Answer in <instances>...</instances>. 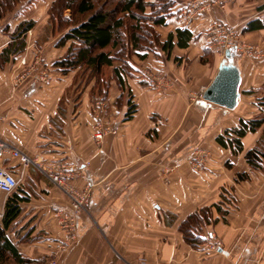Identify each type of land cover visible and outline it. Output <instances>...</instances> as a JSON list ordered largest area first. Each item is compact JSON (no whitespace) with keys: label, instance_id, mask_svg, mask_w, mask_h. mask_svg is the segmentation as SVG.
<instances>
[{"label":"crops","instance_id":"0c3cea01","mask_svg":"<svg viewBox=\"0 0 264 264\" xmlns=\"http://www.w3.org/2000/svg\"><path fill=\"white\" fill-rule=\"evenodd\" d=\"M198 1L173 0L172 15L156 28L163 44L173 36L171 50L133 56L123 86L114 79L119 63L104 70L107 98L98 94L94 79L82 78L85 73L53 67L69 44L57 46L62 34L43 37L47 7L0 21V56L21 22H36L21 56L0 64V139L47 168L64 167L75 188L90 189L76 219L78 239L70 244L59 225V211H71L69 198L36 166L23 171L19 213L5 236L29 264H264V170L251 169L246 160L263 138L264 124L241 139L242 150L228 143L241 120L261 114L264 29H256L255 21L264 18V0H216L210 13L185 25L181 13ZM213 22L233 28L243 47L234 59L241 73L234 110L203 99L223 61L208 38ZM40 58L48 83L33 72ZM145 74L165 83L151 87ZM130 100L135 110L127 117ZM105 122L117 133L105 132L99 141ZM221 136L227 146L218 143ZM240 174L249 177L239 181ZM224 191L232 204L222 217L214 205ZM0 194L5 214L8 196ZM206 207L218 221L202 234L214 235L217 252L206 241L194 248L180 228Z\"/></svg>","mask_w":264,"mask_h":264},{"label":"trees","instance_id":"16d2710c","mask_svg":"<svg viewBox=\"0 0 264 264\" xmlns=\"http://www.w3.org/2000/svg\"><path fill=\"white\" fill-rule=\"evenodd\" d=\"M29 0H0V19L17 11L19 6ZM26 4V3H25ZM173 0H55L50 8V23L54 35L62 34L57 46L68 45L65 54L53 65L66 74L81 71L95 80L94 88L99 95L107 98L110 83L104 79V70L112 67L116 62L121 66L114 70V79L121 86L127 76H131L133 68L130 61L133 56L144 59L147 53L154 51L155 46L164 50H171L173 36L166 43H161L155 27L163 26L172 15ZM264 10V6L259 11ZM70 13V17L65 16ZM18 13H16L17 15ZM15 15V17H16ZM18 16V15H17ZM152 24V25H151ZM256 29H264V18L255 21ZM35 22L23 21L11 34V43L1 53L0 64L13 60L14 62L26 50V35L33 29ZM182 34V32H180ZM154 40V41H153ZM186 43L180 41V46ZM142 53H146L143 55ZM96 93V92H95ZM127 117L134 113L132 100ZM261 114L253 120H241L239 126L232 131L230 146L242 150L241 139L249 132H256L264 124V98L259 103ZM227 133H225V136ZM225 136L217 139L222 146H227ZM237 147V148H236ZM246 160L253 170H264V135L257 147L246 154ZM16 163V164H14ZM0 166L12 173L16 178L20 176L21 165L8 157L0 160ZM20 170V171H19ZM249 176L240 174L237 180ZM8 196L5 204L4 229L0 226V264H29L30 260L23 258L10 244L5 236V230L18 216V192ZM232 204V198L223 192L221 202L214 205L217 213L225 217ZM212 207H206L189 216L181 225V232L185 241L194 248H200L205 242L203 228L213 226L218 221L213 219Z\"/></svg>","mask_w":264,"mask_h":264},{"label":"built area","instance_id":"2783aa9c","mask_svg":"<svg viewBox=\"0 0 264 264\" xmlns=\"http://www.w3.org/2000/svg\"><path fill=\"white\" fill-rule=\"evenodd\" d=\"M214 0H199L197 4H193L188 8L184 9L182 15L186 17L183 18V22L185 25L191 24L199 14L210 13L211 11V3ZM199 5L205 6L202 7V11L195 13V8ZM209 5V6H207ZM195 6V8H193ZM206 10V11H205ZM204 11V12H203ZM208 38L210 43L213 44L216 52L225 59L227 51H234L235 54L242 49V43L239 39L236 31L225 24H220L213 22L208 29ZM39 61V60H38ZM22 64H26V60L22 61ZM37 65V62H35ZM35 69H33V72ZM40 81L48 83L47 74L44 73L39 77ZM143 80L149 83V86L153 87L156 84L158 85L160 81L165 83L160 76L153 77L151 74H145L143 76ZM109 126V127H108ZM99 132L96 135L97 140H102L104 133L108 132L111 134H116L117 132L114 129L113 123L108 122L107 127L102 128V125L99 126ZM4 157H8L13 161H18L21 165V173L18 178H16L12 173L8 172L5 168L0 166V192L5 194L6 196L12 195L17 188L20 186L23 178V171H25L29 166L34 165L38 169H40L47 177L69 198L71 203V211H59V225L64 230L67 235L70 244H73L77 241V217L86 209L87 204L90 201V189L83 188L77 189L71 183L70 173L64 171V167L57 166L53 168H47L40 164L39 162L31 159L27 154L22 152L13 144L0 139V160ZM202 162V160L200 161ZM196 169H200L199 165H196ZM4 214H0V218H3ZM205 241L208 242L207 246L211 251L217 252L220 250L221 246L218 242L215 241L214 235L209 233L205 236ZM52 264V263H51ZM139 264H145V262H141Z\"/></svg>","mask_w":264,"mask_h":264},{"label":"water","instance_id":"95a60500","mask_svg":"<svg viewBox=\"0 0 264 264\" xmlns=\"http://www.w3.org/2000/svg\"><path fill=\"white\" fill-rule=\"evenodd\" d=\"M236 54L227 51L218 74L211 86L205 91L203 99L228 110H234L240 97L241 73L234 65Z\"/></svg>","mask_w":264,"mask_h":264},{"label":"rangeland","instance_id":"374dc122","mask_svg":"<svg viewBox=\"0 0 264 264\" xmlns=\"http://www.w3.org/2000/svg\"><path fill=\"white\" fill-rule=\"evenodd\" d=\"M55 2V0H29V2L28 1H26V2H24L23 4H22V6L20 5L19 6V8H18V10L17 11H13L11 14H8L7 16H6V18L7 17H9L10 19H15L16 17H18L17 15L18 14H20L19 12H21V13H23V11H26V10H29V9H31V13H33V14H35V15H38V13H40V11H46L47 10V12H46V16H48L49 17V19H48V21H47V23H46V25L44 26V28L41 30V32L43 33L42 35H43V37L45 38V39H48V37L51 35V33H52V25H51V23H50V12H49V10H50V8L52 7V5H53V3ZM193 2V1H192ZM195 2V1H194ZM26 3V4H25ZM192 4V3H191ZM195 5L197 4V3H194ZM216 5V0H215V2H212L211 3V10L213 9V7ZM207 6H209V5H207ZM47 7V9L46 10H44V8H46ZM173 7H174V5H173ZM202 7H205V6H202V5H199V6H197L196 8H195V6L193 7V8H195V13H198V12H200V11H202L203 9H202ZM206 11V10H205ZM204 12V11H203ZM211 12V11H210ZM16 13H18L17 15H16ZM204 14H205V12H204ZM15 15H16V17H15ZM181 15H182V13H181ZM65 16L66 17H70V13L69 12H65ZM182 17L183 18H185L186 16L185 15H182ZM1 20H3V19H0V21ZM41 22H42V20H40ZM40 22V23H41ZM35 24H36V22H35ZM1 25V28H3L4 27V25L1 23L0 24ZM152 25V24H151ZM156 28L157 27H155V31H156V33L159 35V32L156 30ZM8 31V30H7ZM6 31V32H7ZM159 40H160V36H159ZM154 41V40H153ZM161 42V41H160ZM155 47H157V48H161V47H159V46H155ZM157 48H155L154 49V51L157 49ZM36 59L38 58V57H35ZM41 59V58H40ZM34 63H35V61H34ZM39 64L40 65H38V66H36L35 64L33 65V68L35 69V71L34 72H36V73H39L40 74V76H42V74H44V73H46L47 72V70H46V66H44L43 64H44V61H42V59H41V61L39 62ZM106 71V70H105ZM49 72V71H48ZM150 73V72H149ZM20 76H22V74L20 75ZM82 78H85V80H91V78L88 76V75H86V76H82ZM19 79V78H18ZM104 79H106L105 78V75H104ZM103 98V97H102ZM102 106H103V108H104V110L106 111V109H107V104H105V101H103L102 102ZM107 127V123L105 122V128ZM109 127V126H108ZM0 199H2V194H0ZM50 263H52V264H56V262L53 260V261H51Z\"/></svg>","mask_w":264,"mask_h":264}]
</instances>
